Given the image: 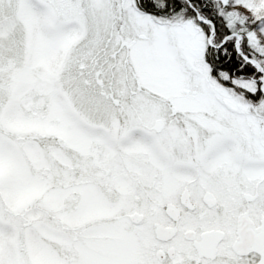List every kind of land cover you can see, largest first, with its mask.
I'll return each mask as SVG.
<instances>
[{
	"label": "snow or ice",
	"instance_id": "snow-or-ice-1",
	"mask_svg": "<svg viewBox=\"0 0 264 264\" xmlns=\"http://www.w3.org/2000/svg\"><path fill=\"white\" fill-rule=\"evenodd\" d=\"M0 264H264V0H0Z\"/></svg>",
	"mask_w": 264,
	"mask_h": 264
}]
</instances>
